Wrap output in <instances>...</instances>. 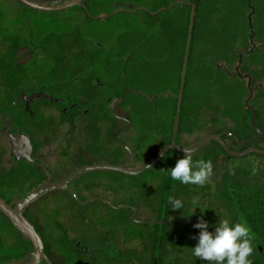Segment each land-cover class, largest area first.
<instances>
[{
	"label": "rangeland",
	"instance_id": "rangeland-1",
	"mask_svg": "<svg viewBox=\"0 0 264 264\" xmlns=\"http://www.w3.org/2000/svg\"><path fill=\"white\" fill-rule=\"evenodd\" d=\"M249 1L242 0L239 8L232 7L231 13L222 8L227 15L218 17L213 23L211 20L196 26L193 48L198 50L195 49L189 61L187 71V81L191 84L189 90L202 85L199 75L201 79H205L204 73L214 72V68L203 65V61L208 60L218 65L227 64L228 56L224 54L215 52L207 55L200 51L202 47L208 49L212 46L215 51L218 50L213 45L219 42L217 32L226 30L230 34L234 33L233 26L237 23L235 19L240 11L243 12L247 23L236 32L249 36L251 32L248 28ZM251 4L253 10L259 8L264 10V0H252ZM72 7L58 12L32 11L25 10L13 1L0 0V13L4 16L3 18L0 16V34L6 28L5 34L9 42L6 51L0 39V102L4 94L12 98L19 92H26L50 83L57 86L58 99L69 102L68 113L64 110L66 108H62L59 104H48L56 110V129L51 133L52 140L55 134L54 151L57 161L56 167L52 169L53 182L64 179L85 165L125 164L127 169L134 170L148 163L160 147L157 136L150 137L147 142H139L136 123L139 118L137 114L131 118L129 115L131 107L124 102L114 109V113L119 117H128L130 120L131 127L121 140L129 147L133 156L124 161L125 152L122 159L120 156H111L107 150L115 149L116 133L126 128V123L114 120L110 114L115 99L110 97L107 87L120 76V62L122 58H130L128 51L136 49L139 42L146 40L152 49L157 40L155 36L160 34L153 27L145 30L147 25L141 21L143 15L135 13L134 9L154 12L161 7L159 0H92L87 10L88 15L85 11ZM250 16L254 26L259 24L261 19L257 13ZM225 24H229V27L225 28ZM125 34L131 35L136 40L126 43L129 47L128 53H121L118 48L119 40L121 36L124 38ZM207 38L209 40L205 42ZM15 43L20 46V51L11 48ZM240 43L242 42H236L238 47L241 46ZM167 44V48L173 47L170 42ZM259 45L256 51H263V46L259 47ZM151 49L140 48L144 51L141 53L142 63L147 65L144 69L149 72L148 75L143 76L144 81L156 84L157 79H163L167 75L165 72L169 71L171 76L174 75L170 81L175 82L176 65L167 66L164 61L168 54H154L157 50ZM131 64L132 62L128 63L129 66ZM131 66L127 73L136 86L137 77ZM151 66H153L152 70ZM193 72L199 73L197 79ZM237 74L250 77L252 97L248 105L264 122V79L255 68L245 65L232 70L229 77L222 78L227 81L234 80L233 82L236 83L241 82L247 86V79L239 78ZM215 78L208 77L209 83H213ZM167 80L166 76L165 81ZM133 87L130 85V88ZM161 88V86L156 87V89ZM140 91L147 97L152 92L148 88L141 87ZM208 92L210 90H207L209 96ZM248 95L247 90L244 102ZM240 102L239 97L236 96V106ZM10 112L1 108L0 115ZM194 119H197L196 128L190 134H182L179 137V146L183 148H190L209 135L224 132L226 127L218 111L197 110ZM25 121L28 120L21 123L27 127ZM261 128L263 134L256 144L257 149H264V123L261 124ZM94 129L99 130L97 140L102 142L99 150L106 148L98 153L89 149L91 144L89 141L95 139ZM225 141L233 151L240 152L229 138H225ZM191 154L194 162L201 159L212 161L213 175L202 187L185 185L175 180L169 187L167 161L162 159L135 175L110 169L87 170L69 182L66 188L43 193L37 199L41 202V204L38 202L41 207L38 222H40L43 241L49 251L52 253L54 251L60 264H113L111 263L113 261L108 260V256L114 260V254L112 252L109 254L105 247V243H108L112 247L120 245L121 249L117 247L120 255L130 253L124 255V258L117 255V264H141L139 259L143 253L148 256L156 234L164 232L162 251L165 258L162 264H207L206 261L193 255L192 249L198 243V238L193 237L199 236L200 232V229L195 228L194 225L203 219L209 225L208 231L212 233L223 219H227L230 226H233L220 201L221 180L228 175L246 185L263 184L264 156L248 154L231 157L223 153L212 141L205 143ZM183 156V153L174 156V163L176 164ZM254 166L258 169L256 175L252 174ZM230 169L234 170L235 175L230 174ZM169 197L181 200L183 209L173 210L168 202ZM194 198L197 201L195 204L192 203ZM56 223L62 224V228L58 229ZM182 225L184 234L190 238L181 234V228L178 227ZM258 245L261 243L257 239L252 241L253 253L248 258L251 264L256 260ZM8 246L10 248L0 251V255L8 257L9 262L26 260L32 252L28 243L25 252L23 251L24 255L21 247L13 248L12 244ZM81 247H86L91 256L83 255L80 252ZM53 258H56L54 254ZM146 259L143 261L144 264H150Z\"/></svg>",
	"mask_w": 264,
	"mask_h": 264
},
{
	"label": "trees",
	"instance_id": "trees-1",
	"mask_svg": "<svg viewBox=\"0 0 264 264\" xmlns=\"http://www.w3.org/2000/svg\"><path fill=\"white\" fill-rule=\"evenodd\" d=\"M241 1L242 0H196L194 24L191 31L183 92L180 100L178 94L188 36L191 10L189 3L191 0H184L183 2H181V0H164L162 5L167 8L164 10H158L155 13H150L149 11L141 9L135 10V13L143 15L141 21L143 24L147 25L145 30H147L148 27H153V29H156V31L160 33L155 36L157 40L155 41V47L152 49L157 50V52L154 54H168L164 60L166 61L165 63H167L166 65H176L175 82L172 80L170 81V78L174 77V75L171 76L169 71L165 72L167 75H165L163 79L158 78L156 84L155 82L144 81L143 76L146 74L148 75L149 72L147 73V69H144L147 65L142 63L143 58H141V53L144 51H141L140 48L142 47L143 49L150 50V43L148 44L146 42L148 40L145 42H139L136 49L133 48L128 51L129 47L126 43L136 39L132 38L131 35L127 36L125 34L123 35L124 38L121 36V41L119 40L121 53L128 51L130 53V58H122V61L120 62V76L108 85V90L111 92L113 99L121 98L122 103L126 102L130 105L131 113H129V115L131 118L135 116L134 114H137L136 116L140 120L136 121L139 141L147 142L150 134L154 133L162 136L163 145H169L172 142L179 145V137L182 134H190L196 128L197 119H194V117L197 115V110H209L218 111L219 117L223 120V124L226 126L224 132L229 133V135H225L221 137V139L229 149L233 151L231 146L225 141V138H229L231 142L240 149L239 151L248 148H257L256 144L259 143L263 134L261 124L264 122L258 118L257 112H254V123L256 128L260 130L261 137L251 142L250 140L256 137V133L250 126V105L247 107L246 100L245 102L243 101L247 96V86L241 82H233L234 80H224L222 77H229L232 70H237V68H241V66L245 65L249 68H255L259 72L260 77L264 79V50L256 51V47L259 44L262 45L264 49V10L260 8L253 10L251 7L252 0H250L248 2L250 4V15H256L257 13L261 19L259 24L254 26L251 22V16L249 15L248 28L251 31L249 32V36L237 33L236 31L241 30L243 24L245 25L247 23V19L245 20L243 12L240 11V14H238L235 19L237 23L235 26L232 25L234 33L230 34L226 30L223 32L222 30L217 32V34L219 33V42H216L213 45L218 50L215 51V48L212 46L208 49H203L202 47L200 51L207 55L215 52L220 55L224 54L225 56H228L227 64L218 65L217 63L209 62L208 60L203 61L202 64L213 67L214 72L204 73L206 75L205 79H201V76L199 75V81L202 85H197L192 90H189L191 84H188L187 81L190 57H193L195 49L198 50L197 48H193L196 26L202 25L211 20L212 23L217 21L218 17H223L226 14L223 9L231 13L233 11L232 7L234 9L239 8L242 3ZM79 3V5L73 6L72 8H78L81 11H84V2L80 1ZM220 4L222 5L220 6ZM226 26L229 27V24H225V28H228ZM208 40L209 38L205 39V42ZM158 41L161 42L158 43ZM167 42H170V45L173 47L167 48ZM236 42H242L240 43L241 46L238 47ZM244 58L247 59L244 60ZM125 61H128V63L132 62V66H130L135 70L134 74L137 77V84L135 83L136 86L132 83L130 76H128L127 70L130 66L124 64ZM152 67L153 66H151V70ZM219 69H224L225 71L222 72ZM193 73L195 79H197L199 73ZM166 76L168 78L167 81H165ZM210 76L213 78L216 77L213 83H209L208 77ZM130 85H133L134 87L130 88ZM157 86H161L162 88L156 89ZM140 87L145 89L148 88V90H152V92H150L147 97L140 93L142 92L140 91ZM207 90H210V92H208L210 94L209 96ZM161 93L166 94V96L162 95L160 98L155 97L154 101L147 99L154 97V95H160ZM236 96H238L239 101H241L238 106L235 104ZM57 103L62 108H68L69 105V102L66 100H58ZM194 124L195 126H193ZM219 133H221V131L216 134ZM217 146L223 153H225L218 144ZM178 154L180 153L168 151L160 159H165L167 161L166 168L169 187L173 185L170 170L175 164L173 161L174 156ZM219 196L221 203L231 218L232 225L234 226L236 223L246 222V225L251 229V233L254 236L252 241L257 239L258 242L264 245V182L263 184L258 183V185H246L235 180L234 177L225 175L221 180ZM56 226L58 229L62 228L60 224H56ZM41 237L43 239L42 233ZM163 237L164 232L159 235L156 234L154 248H159L160 250L161 247H163ZM28 245L32 251L30 243H28Z\"/></svg>",
	"mask_w": 264,
	"mask_h": 264
},
{
	"label": "flooded vegetation",
	"instance_id": "flooded-vegetation-1",
	"mask_svg": "<svg viewBox=\"0 0 264 264\" xmlns=\"http://www.w3.org/2000/svg\"><path fill=\"white\" fill-rule=\"evenodd\" d=\"M6 1H13L22 6L25 10L27 9L34 11L33 9L25 7L16 0ZM26 1L47 8L54 7L66 2L62 1L55 4L47 0ZM80 1L84 2V11L88 15L89 13L87 12V10L89 7V3L92 0ZM163 1L164 0H159L161 7L158 10L167 8L162 5ZM158 10L154 12L150 11V13H155ZM0 16H2V18L4 17L2 13H0ZM5 30L3 31V33L1 32L0 39H2V46L6 50V47L9 48V42L7 41L8 39L6 37ZM11 48L19 50L20 46H18V43H15L11 45ZM118 48L120 50L119 46ZM124 64H128V61H125ZM7 76L9 77V75ZM109 95L112 98L110 91ZM162 95L166 96V94L164 93H161L160 95H154V97H150L152 99L150 101H154L155 97L160 98V96ZM9 97V95L4 94L2 96V101L0 102V110L1 108H4L11 111L10 114L7 113L0 115V198L10 207H14L16 203L26 194L36 190L47 182H53L52 169L56 167L57 161L54 151V143L56 140L55 134H53L52 140L51 133H54L56 129V110L51 108L49 105H58L57 102L61 99H58L57 97V86L52 83L39 88L34 87L26 92H19L17 96H12V98ZM117 100L118 99H115V103L111 108L110 114L112 115L114 120L117 119L118 121H121V123H126V128L116 133L114 139L115 149L109 148L107 150L109 151L111 156H120V158L123 157V152H125L126 159H124V161H126L130 159L133 154L129 147L121 140V138L129 131L131 126L128 117L124 118L115 115L114 109H116V107L119 106L120 103H122L121 98H119L118 102H116ZM67 109L68 108L64 109L66 113H68ZM24 120H28L25 121L28 124L27 127H24L21 123ZM94 132L95 139H91L89 141V143H91L89 144V149H92L94 153H98L102 149L106 148H102L101 150H99V146L101 147L102 143L100 140H97L99 136V130L94 129ZM154 136H157L159 140V151L166 145H163L161 135H157L154 133L150 134V137ZM37 199L38 198L34 199L25 206L22 215L29 221V223L32 225L33 229L43 242L44 254L47 258V261L42 260L40 264H60L54 251L53 253L49 251L47 244L41 237L42 230L40 222H38L39 212L41 208L39 203L41 204V202H39ZM181 234L186 238H190L189 236L184 234L183 225L181 226ZM196 238H198V236ZM26 243L30 242L23 237L22 233L17 230L0 211V251L9 249L11 245H8L12 244V246H14L13 248L21 247L22 255H24L25 253H23V251L25 250ZM105 247L106 249H108L109 254H111V252L114 254V260L110 256H108L110 259L107 257L108 260H110V262L113 261L111 262L113 264H117L118 262L116 261V257L117 255H120V250L117 247L121 249V246L117 245L115 247H112L110 244L105 243ZM257 250L256 260L253 264H264V245H258ZM80 252L87 257L91 256V253L86 247H81ZM53 254L54 257H56L55 259L53 258ZM128 254L130 253H122L120 257L122 256L121 258H124V255L127 256ZM146 255L143 253L142 257L139 259L141 264H144L143 261L146 258L148 259L146 260L150 264H162L165 258L162 247L160 250L159 248H154V242L152 246H150V252H148V256ZM9 261L10 260L8 259V257L0 255V264H6L9 263Z\"/></svg>",
	"mask_w": 264,
	"mask_h": 264
},
{
	"label": "water",
	"instance_id": "water-1",
	"mask_svg": "<svg viewBox=\"0 0 264 264\" xmlns=\"http://www.w3.org/2000/svg\"><path fill=\"white\" fill-rule=\"evenodd\" d=\"M17 2L21 3L25 7L29 9H33L36 11H43V12H58L62 10H66L80 2V0H68L62 4L56 5L54 7H42L38 6L35 4H32L30 2H27L26 0H16ZM52 3H60L65 0H47ZM191 10H190V18H189V26H188V36H187V41H186V49H185V57L182 65V73L180 76V88H179V94L178 98L179 100L182 97V92H183V85H184V77H185V69H186V63H187V53L189 50L190 46V40H191V31L192 27L194 24V16H195V8H196V0H191L189 3ZM83 6V5H82ZM164 9V8H163ZM161 9V10H163ZM239 78L242 79H247V86H248V91H249V97L246 99V105L249 107L248 103L252 97V89H251V79L248 76H241L237 74ZM139 94V93H137ZM141 95V94H140ZM147 98V97H146ZM149 100H152L151 98H147ZM119 99L116 101L118 102ZM251 110V115H250V126L252 130L256 133V137L251 139L250 141L257 140L261 137V132L258 130L255 126L254 123V111L252 110L251 107H249ZM229 135L227 132H221L219 134H214V135H209L202 140H200L198 143H196L194 146L188 148L192 152H195L197 149H199L201 146H203L207 142L214 141L216 142L221 149L229 156L231 157H242L248 154H255L259 156H264V149H257V148H248L240 152H235L232 151L227 147V145L224 143V141L221 139V137ZM184 149L183 147L176 145L175 143H171L169 145L164 146L161 148L157 154L145 165L134 169L130 170L125 167V164H120V165H112V164H93V165H85L83 167H80L79 169L73 171L70 173L67 177L64 179L57 181V182H47L37 188L36 190L26 194L23 198H21L14 207H10L7 205L1 198H0V211L2 214L13 224V226L19 230L23 237L28 240L31 243L32 246V252L30 256L26 260H22L19 262H9L6 264H40L42 260L47 261V258L44 254V247H43V242L41 238L38 236V234L35 232L33 229L32 225L29 223V221L22 215L23 209L25 208L26 205H28L31 201L34 199L38 198L41 196L43 193L57 189V188H66L68 183L74 180L78 175L81 173L87 171V170H92V169H110L114 170L120 173L128 174V175H135L138 174L149 167L155 165L162 157L163 155L170 151V152H178V153H183L184 154Z\"/></svg>",
	"mask_w": 264,
	"mask_h": 264
},
{
	"label": "clouds",
	"instance_id": "clouds-1",
	"mask_svg": "<svg viewBox=\"0 0 264 264\" xmlns=\"http://www.w3.org/2000/svg\"><path fill=\"white\" fill-rule=\"evenodd\" d=\"M257 167L252 168V174L256 175ZM171 178L182 184L204 186L213 175V164L211 160L203 159L193 161L191 150L184 149V156L179 159L175 167L170 170ZM230 174L235 175L230 169ZM168 202L173 210L183 209L181 200L173 197L168 198ZM197 201L194 198L192 203ZM200 229L198 243L192 249L193 255L207 264H251L248 259L253 253L252 240L254 238L251 229L244 223H236L230 226L227 219L220 221L215 232H209V225L201 219L194 225ZM196 239V237H193Z\"/></svg>",
	"mask_w": 264,
	"mask_h": 264
}]
</instances>
